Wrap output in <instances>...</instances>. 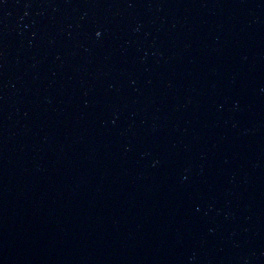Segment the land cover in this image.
<instances>
[{"label": "water", "instance_id": "obj_1", "mask_svg": "<svg viewBox=\"0 0 264 264\" xmlns=\"http://www.w3.org/2000/svg\"><path fill=\"white\" fill-rule=\"evenodd\" d=\"M0 264H264V0H0Z\"/></svg>", "mask_w": 264, "mask_h": 264}]
</instances>
